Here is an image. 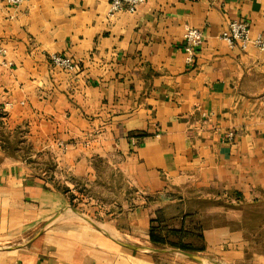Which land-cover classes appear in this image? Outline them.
Returning <instances> with one entry per match:
<instances>
[{"label":"crops","instance_id":"1","mask_svg":"<svg viewBox=\"0 0 264 264\" xmlns=\"http://www.w3.org/2000/svg\"><path fill=\"white\" fill-rule=\"evenodd\" d=\"M110 1L0 0V264H264V51L221 37L264 35V0ZM93 188L123 207L73 206ZM158 208L202 261L151 242Z\"/></svg>","mask_w":264,"mask_h":264},{"label":"built area","instance_id":"2","mask_svg":"<svg viewBox=\"0 0 264 264\" xmlns=\"http://www.w3.org/2000/svg\"><path fill=\"white\" fill-rule=\"evenodd\" d=\"M12 4H20L24 0H8ZM145 0H111L109 3V15L115 16L122 11H128L135 13L140 5L144 3ZM221 37L230 45L235 46L237 44L241 45L243 48H247L253 45L260 50L264 51V35L256 34L252 35L251 25L241 19L232 20L228 27L223 30ZM205 40V35L202 29L187 25L184 32V43L183 49L186 54V62L189 65L195 63L198 49L203 45ZM6 49L0 47V64H7V60L4 59ZM50 60L53 64L61 67L69 72L77 71L79 68L78 61L66 54L54 53L50 55ZM229 137H233L234 132H229Z\"/></svg>","mask_w":264,"mask_h":264},{"label":"trees","instance_id":"3","mask_svg":"<svg viewBox=\"0 0 264 264\" xmlns=\"http://www.w3.org/2000/svg\"><path fill=\"white\" fill-rule=\"evenodd\" d=\"M160 214V212H157L156 215L151 218L149 234L153 244L170 246L188 251L200 250L202 248L188 239L193 235L202 239V234L197 230L193 231L191 227L182 226L181 228H172L169 226L167 219L163 218ZM195 224L199 225V230H202V224L200 222Z\"/></svg>","mask_w":264,"mask_h":264},{"label":"rangeland","instance_id":"4","mask_svg":"<svg viewBox=\"0 0 264 264\" xmlns=\"http://www.w3.org/2000/svg\"><path fill=\"white\" fill-rule=\"evenodd\" d=\"M84 193L85 198L84 199H88V201L86 200H78L77 203H73V206H75L76 208H78V210L81 211V209L85 210L86 212H90V214H93L94 216L97 215L98 212L101 211H107L108 209H111L112 207L114 208V211L118 212L120 210V208H122L123 206L121 204H116L114 206H112V202H114L117 198H119L122 195V191L121 190H117V189H96L93 188L90 191H81ZM79 204V205H78ZM206 206H202L200 207V210H205ZM158 212H160L161 216H163V218L167 219V221L176 219V216H169L164 209L158 208L157 209ZM77 213V211H75ZM75 214V213H72ZM78 214V213H77ZM155 216V215H154ZM98 217V215L96 216ZM88 220H90V218L86 217ZM199 223V222H198ZM263 233V237H261L260 241H261V245H264V229L262 230Z\"/></svg>","mask_w":264,"mask_h":264},{"label":"water","instance_id":"5","mask_svg":"<svg viewBox=\"0 0 264 264\" xmlns=\"http://www.w3.org/2000/svg\"><path fill=\"white\" fill-rule=\"evenodd\" d=\"M125 246L127 247H131V248H134V249H143V246L141 245H136V244H131V243H124L122 242ZM174 250L178 251V252H181V253H184L190 257H193L195 259H198V260H201V258L198 257V255L196 253H194L193 251H188V250H183V249H180V248H173ZM154 250L156 251H162V250H166V248L164 247H158V248H155Z\"/></svg>","mask_w":264,"mask_h":264}]
</instances>
